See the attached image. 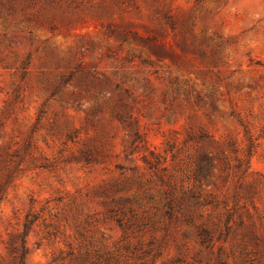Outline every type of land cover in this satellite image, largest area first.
I'll return each mask as SVG.
<instances>
[{
	"label": "rangeland",
	"instance_id": "374dc122",
	"mask_svg": "<svg viewBox=\"0 0 264 264\" xmlns=\"http://www.w3.org/2000/svg\"><path fill=\"white\" fill-rule=\"evenodd\" d=\"M28 217L25 264H264V0H0V264Z\"/></svg>",
	"mask_w": 264,
	"mask_h": 264
},
{
	"label": "trees",
	"instance_id": "16d2710c",
	"mask_svg": "<svg viewBox=\"0 0 264 264\" xmlns=\"http://www.w3.org/2000/svg\"><path fill=\"white\" fill-rule=\"evenodd\" d=\"M144 162L149 165L150 167H155V165L152 162H149L148 159H146V157L144 158ZM204 162H200L198 164V178L200 180V182L202 180H207L208 177L210 176V171L209 169L203 164ZM230 217V216H229ZM35 223V220L30 219V217H28L24 223L23 226V232L20 234V237L22 238V246L20 249L15 248V259L17 261V264H25V259H26V255H27V248L25 246V237L27 236V234L29 233V231L31 230L32 225Z\"/></svg>",
	"mask_w": 264,
	"mask_h": 264
}]
</instances>
